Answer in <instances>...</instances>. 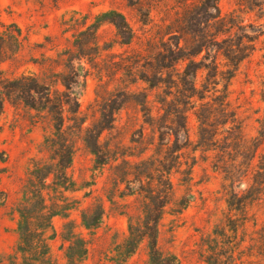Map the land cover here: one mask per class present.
<instances>
[{
    "label": "rangeland",
    "instance_id": "rangeland-1",
    "mask_svg": "<svg viewBox=\"0 0 264 264\" xmlns=\"http://www.w3.org/2000/svg\"><path fill=\"white\" fill-rule=\"evenodd\" d=\"M0 109V264H264V0H0Z\"/></svg>",
    "mask_w": 264,
    "mask_h": 264
},
{
    "label": "trees",
    "instance_id": "trees-1",
    "mask_svg": "<svg viewBox=\"0 0 264 264\" xmlns=\"http://www.w3.org/2000/svg\"><path fill=\"white\" fill-rule=\"evenodd\" d=\"M116 25V23H114ZM117 28H119L121 31H123V37L126 36V35H133V33H131L132 31L131 30H126L128 27L127 25L126 26H123V25H116ZM0 113H1V109H0ZM32 174V173H31ZM50 174L51 173H48L47 176L44 178V180H48V178L50 177ZM34 176V174H32ZM56 178H58V176L55 175ZM59 187L65 189V190H68L67 186H61L59 185ZM31 192L30 193H27L25 194V198H24V205L21 206L18 210L19 212V217H20V221H19V231H20V236H21V245H20V252H28L30 250H35V251H38L40 248H38V243L37 242H31V238L34 237V238H40L42 236H44V234L46 233V230L48 231V229H50L51 227V219L56 216V215H60V211H57L55 210V208H52V207H56L58 208V205H52L51 207H48L47 206V214H44L43 211L46 207H42L41 211L38 210L36 213H34V211H32L31 207H30V204H31ZM42 201H44V198H42ZM45 204V202L43 203ZM63 209L65 210V212L68 210V208H65V206H63ZM33 214H35L37 217H39V219L42 220L41 224L38 225V227L36 228V231H32L30 229V225L32 223V220H33ZM83 224L85 225L86 228H92L93 226H96L100 221L96 222V223H93V224H90L86 217H84V220H83ZM147 235V233H145L143 236L145 237ZM149 238H150V235H147ZM143 237V238H144ZM131 241L134 240L133 245L132 247L134 249L130 250L128 255L133 253V251H135V248H136V245H137V241L134 239V233H132V230H131V233H130V238ZM84 252H86L84 250ZM157 252V249L154 247L153 249V255H151V262L150 264H175V262L173 260H169L167 259V257H163L161 256L160 259H155L153 260V256L154 254H156Z\"/></svg>",
    "mask_w": 264,
    "mask_h": 264
}]
</instances>
